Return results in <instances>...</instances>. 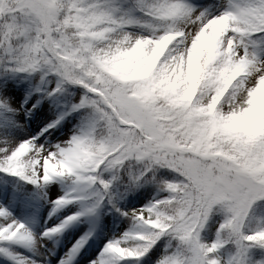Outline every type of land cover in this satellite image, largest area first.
I'll return each instance as SVG.
<instances>
[{
  "label": "rangeland",
  "instance_id": "1",
  "mask_svg": "<svg viewBox=\"0 0 264 264\" xmlns=\"http://www.w3.org/2000/svg\"><path fill=\"white\" fill-rule=\"evenodd\" d=\"M43 2L46 22L55 14L48 0H0V12L9 17L15 11H35ZM73 25L95 40L89 51L97 59L103 57L105 65L102 79L93 78L110 103L100 111L108 122L104 150L118 152V160L135 155V162L154 155L188 179L181 195L186 206L179 210L181 238L189 250L185 264H203L196 244L203 216L220 202L240 219L250 204L263 199L264 158L261 164H243L217 150L210 135L202 139L201 132L196 137L175 132L170 118L161 119L144 98L126 93L122 86L146 63L147 70L163 75L168 95L181 93L178 99L195 111L200 106L202 113H211L214 104L209 98L201 103L195 95L191 98L198 79L196 64L206 53L209 77L219 74L223 60L237 69L234 92L220 104L221 116L238 122L252 117L256 122L248 98L260 80L264 83V0H82ZM46 30L52 31L50 26ZM42 46L35 44L23 62L21 57L9 58L22 62L15 69L30 72L36 89L25 93L26 84L11 74L12 65L0 70V76L10 73L0 82V264H111L126 255L108 243L111 234L116 244L122 242L123 224L112 228L103 194L94 189L99 160L87 151L91 137L85 139L84 126L53 105L59 93L51 98L69 84L68 100L80 108L89 105L88 91L67 73L73 68V49L56 55ZM1 48L3 56H12L10 43ZM42 64L55 71L44 72ZM19 173L24 179L15 177ZM190 198L201 210L190 205ZM22 208L27 215L20 213ZM139 223L147 226L150 221ZM256 235L264 238L263 232ZM236 246L240 250V239ZM245 248L243 244V254Z\"/></svg>",
  "mask_w": 264,
  "mask_h": 264
},
{
  "label": "trees",
  "instance_id": "2",
  "mask_svg": "<svg viewBox=\"0 0 264 264\" xmlns=\"http://www.w3.org/2000/svg\"><path fill=\"white\" fill-rule=\"evenodd\" d=\"M48 1L53 6L55 14L46 22L43 21L42 13V5H47L44 2L38 4L35 11L13 12L9 17L8 14L0 12V69L11 61L9 58L27 57L35 44H42L44 50L53 49L56 55H62L65 49H73V58L70 59L73 68L67 73L88 91L89 103L88 108L74 117L84 126L85 139L91 137L88 138L87 151L102 160L95 172L96 184L107 196L113 226L122 223L123 232L127 233L118 245L115 242L116 237L111 234L110 244L113 247H121L120 251L131 257L141 255L142 257L136 261L138 264H185L189 250L181 238L179 210L186 206V201L181 195L189 187L188 179L178 170L161 163L154 155H148L135 162V155L125 154L118 160L114 158L118 152L104 150L101 143L106 136L108 122L100 111L102 108L107 109L110 103L106 94L99 91L98 86H94L93 78L102 79L105 65L103 57L97 59L89 51L95 45V41L81 36L73 25L74 14L82 0ZM42 21L44 27L41 25ZM46 26H50L52 31L48 32ZM4 42L10 43L12 56H1L5 52L1 48ZM172 46L173 43L168 49L170 50ZM40 51L43 54V50ZM204 58L205 55L201 54L196 64L198 79L195 97L199 102L208 98L215 99L231 71V68L219 63V74L209 77V68L204 67ZM48 68L46 66V70ZM143 70L142 64L137 69V74L127 80L122 88L126 93L144 98L149 106L159 113L161 119L170 118L168 121L175 132L195 137L201 132V138L204 139L203 135L207 136L209 131H212L210 138L213 139L212 144L217 150L243 164L262 163L264 158L262 89H253L248 98V108L257 105L254 112L257 115L256 122H252V117L238 122L235 117H221L219 104L213 114H204L199 107L197 111L190 106L187 107L184 101L178 99L180 93H174V96L167 94L168 88L160 72H151L142 77ZM6 79L7 75L0 77V81ZM69 89L68 84L61 91L62 94H66ZM233 92L234 89L231 87L218 103L227 101ZM170 189H174L175 198L164 202L168 204H156V201L168 195ZM189 202L191 206L196 207V211L201 210L194 198H190ZM144 212H147L151 223L146 228L138 224L139 220L143 219ZM230 215L231 211L218 202L212 204L202 218L196 244L203 253L206 264H224L220 261V256H224L225 262L228 261L229 264H237L236 256L238 252L243 251L241 250L243 244L246 246L244 264H264V238H260L259 235L252 237L253 233L259 234L264 231V198L252 203L242 218L233 217L228 222ZM133 231L139 234L138 239L132 235ZM239 239L240 250L236 246Z\"/></svg>",
  "mask_w": 264,
  "mask_h": 264
},
{
  "label": "bare ground",
  "instance_id": "3",
  "mask_svg": "<svg viewBox=\"0 0 264 264\" xmlns=\"http://www.w3.org/2000/svg\"><path fill=\"white\" fill-rule=\"evenodd\" d=\"M20 213H22L23 215H27V213H28V210H24V208H22V211L20 212ZM4 237V232H3V229H0V240L2 239Z\"/></svg>",
  "mask_w": 264,
  "mask_h": 264
}]
</instances>
